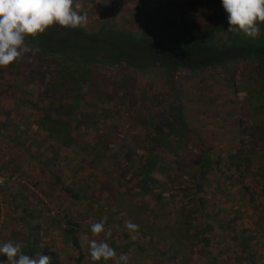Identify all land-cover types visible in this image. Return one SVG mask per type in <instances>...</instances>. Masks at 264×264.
Wrapping results in <instances>:
<instances>
[{
  "label": "trees",
  "instance_id": "1",
  "mask_svg": "<svg viewBox=\"0 0 264 264\" xmlns=\"http://www.w3.org/2000/svg\"><path fill=\"white\" fill-rule=\"evenodd\" d=\"M134 14L131 26L107 25L101 17L92 30L54 24L28 37L26 43L39 51L0 67V97L8 99L5 106L0 102L1 136L14 133L11 141L20 138L16 142L24 145L31 137L73 145L80 156L75 145L88 151L101 145L124 162L120 176L126 188L147 196L155 209L170 202L159 183L189 181L177 190L189 186L191 205L201 208L198 194L215 185L216 177L248 191L244 171L251 169L264 206V23L257 39L229 32L221 0H142ZM95 68L97 78L91 74ZM127 68L133 76L115 91V75ZM216 85L223 89V110L218 101L209 102ZM115 118L125 124L128 143L126 136L114 135L122 134ZM137 128L141 134H133ZM211 135L220 144L230 140L233 154L208 152L220 145L212 144ZM128 145H141V153ZM70 196L82 198L76 189ZM173 203L184 208L180 197ZM62 223L71 245L80 248L79 224L65 216ZM27 244L31 252L37 248Z\"/></svg>",
  "mask_w": 264,
  "mask_h": 264
},
{
  "label": "rangeland",
  "instance_id": "2",
  "mask_svg": "<svg viewBox=\"0 0 264 264\" xmlns=\"http://www.w3.org/2000/svg\"><path fill=\"white\" fill-rule=\"evenodd\" d=\"M141 1L77 0L81 4V14L86 12L88 15L85 26L88 30L97 27L102 22L101 17L107 25L121 27L124 22L131 26L136 16L135 9ZM97 71L95 68L91 74L95 75ZM133 74L134 71L127 68L123 74L115 75L114 90L117 91L120 84L130 80ZM213 88V98L209 102L213 105L218 101L219 109L223 110V89L220 85ZM0 102L5 106L7 97L1 96ZM109 107L105 105V109ZM194 109L195 105L192 113ZM50 115L60 114L51 112ZM115 123L121 126V131L125 127L120 119ZM0 128L3 132L2 126ZM134 133L141 134L142 131L137 128ZM13 134L10 132L8 137L0 134V242H20L25 254L33 257L50 255L57 260L56 264H115L113 260L93 262L88 251L90 239L106 240L118 254L127 253L129 264L264 263V206L259 205L257 196L260 188L253 183L251 169L244 171L248 191L236 183L225 182L223 178L216 177L217 174L215 180L210 177L215 185L198 194L202 199L201 208L191 205L189 186L185 191L177 190L179 185H190L189 181H176L173 187L156 182L163 187L161 191L167 194L170 202L168 207L155 209L148 204L147 196L126 188L120 176L124 162L108 156V150L101 145L97 151L75 145L80 148L81 156L84 154L83 160H79L81 156L74 153L73 145H53L52 140L48 142L33 137L28 138L24 145L16 142L20 138L12 142ZM114 135H124L127 143L129 141V132L118 134L116 131ZM92 136L93 132L83 140L87 141ZM213 136L210 137L212 144H220ZM223 144L212 145V150L207 151L220 148V151L228 149L233 154V143L228 140ZM128 147L133 148L135 154L141 153V145ZM26 149L29 154L25 153ZM190 149L193 152L194 148ZM182 161L186 168L188 160L183 158ZM155 177L159 179L161 175L156 174ZM72 189L78 190L82 198L70 196ZM178 197L184 203L182 211L173 203ZM178 209L181 212L178 213ZM64 216L79 224L76 233L80 248L72 246L62 230ZM192 216L194 219L189 223ZM102 218H106V228L112 230L111 237L104 233L93 237L90 232V224ZM126 222L139 225V230L130 232L125 228ZM27 241L37 247L34 252L27 247ZM77 250L80 251L79 260H76ZM6 259L0 255V261Z\"/></svg>",
  "mask_w": 264,
  "mask_h": 264
},
{
  "label": "clouds",
  "instance_id": "3",
  "mask_svg": "<svg viewBox=\"0 0 264 264\" xmlns=\"http://www.w3.org/2000/svg\"><path fill=\"white\" fill-rule=\"evenodd\" d=\"M227 13L228 31L257 39L261 35L260 24L264 23V0H221ZM77 0H0V67L21 61L26 53L35 54L38 48L26 43L28 37L36 38L54 24L64 28H83L88 23L87 13L81 14ZM130 232L139 230V225L126 222ZM93 237L104 233L112 236L106 228V218L90 224ZM20 242H0V255L6 256L0 264H52V256L38 254L33 257L23 252ZM88 251L93 262L113 260L115 264H129L127 253H117L106 240L90 239Z\"/></svg>",
  "mask_w": 264,
  "mask_h": 264
},
{
  "label": "built area",
  "instance_id": "4",
  "mask_svg": "<svg viewBox=\"0 0 264 264\" xmlns=\"http://www.w3.org/2000/svg\"><path fill=\"white\" fill-rule=\"evenodd\" d=\"M10 178H13L12 176Z\"/></svg>",
  "mask_w": 264,
  "mask_h": 264
},
{
  "label": "crops",
  "instance_id": "5",
  "mask_svg": "<svg viewBox=\"0 0 264 264\" xmlns=\"http://www.w3.org/2000/svg\"><path fill=\"white\" fill-rule=\"evenodd\" d=\"M262 264H264V263H262Z\"/></svg>",
  "mask_w": 264,
  "mask_h": 264
}]
</instances>
